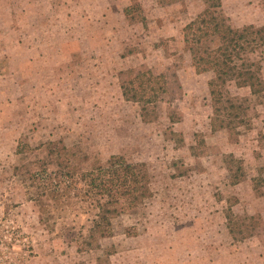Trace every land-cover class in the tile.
<instances>
[{"label":"rangeland","instance_id":"374dc122","mask_svg":"<svg viewBox=\"0 0 264 264\" xmlns=\"http://www.w3.org/2000/svg\"><path fill=\"white\" fill-rule=\"evenodd\" d=\"M211 17L245 30L252 66L240 74L255 95L236 81L211 91L214 73H196L184 28ZM146 70L169 87L150 121L121 91ZM263 98L264 0H0V264H264V155H247L264 137L248 131ZM49 142L69 151L51 171L145 163L152 197L78 250L87 217L41 221L29 202Z\"/></svg>","mask_w":264,"mask_h":264},{"label":"trees","instance_id":"16d2710c","mask_svg":"<svg viewBox=\"0 0 264 264\" xmlns=\"http://www.w3.org/2000/svg\"><path fill=\"white\" fill-rule=\"evenodd\" d=\"M217 41L215 46L208 45ZM184 42L196 73H214L209 84L211 91L236 81L240 87L251 86V94H256L253 85L241 80L240 72L252 66L244 58L251 48L245 30L221 27L213 17L197 18L184 28ZM121 91L125 100L140 105L143 120L150 121L157 118L155 107L169 94V87L164 74L146 70L123 83ZM233 100H227L228 105L223 109L229 116L237 117L244 105ZM218 112L221 110L214 109V115ZM220 128L223 127L212 126L214 132ZM47 146L50 159L39 162L40 171L29 173V202L40 212L41 221L54 216L60 219L70 215L87 217L89 225L83 227L85 231L81 230L76 239L80 251L99 247L101 240L112 237L113 219L141 207L152 197V178L145 163H133L123 155H112L107 165L99 163L87 171L74 168L70 161H59L58 169L51 171L48 165L56 162L52 156H68L69 151L59 143L49 142ZM21 151L18 148V152Z\"/></svg>","mask_w":264,"mask_h":264},{"label":"crops","instance_id":"0c3cea01","mask_svg":"<svg viewBox=\"0 0 264 264\" xmlns=\"http://www.w3.org/2000/svg\"><path fill=\"white\" fill-rule=\"evenodd\" d=\"M209 73V72H208ZM248 90H250L251 92V86H247ZM243 87L239 88L242 89ZM258 115L254 116V118L252 119V129L248 130L251 131L252 133L258 130H262L263 131V135H264V98H263V102L258 104ZM257 126V127H256ZM256 128V129H255ZM262 141V142H261ZM252 148V149H251ZM247 155H249L250 157H252L253 159H259L260 154L264 155V137L261 136V139H254L250 142V148L247 149ZM255 150H257L258 152H256ZM248 152H250L248 154ZM243 153H241L242 155ZM264 160V158H263ZM260 162H258V166H259ZM245 184H249L251 187H253V179L250 178V180ZM262 198H264V194L262 195Z\"/></svg>","mask_w":264,"mask_h":264}]
</instances>
